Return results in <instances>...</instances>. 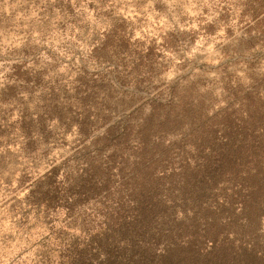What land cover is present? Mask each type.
Segmentation results:
<instances>
[{
	"label": "rangeland",
	"instance_id": "obj_1",
	"mask_svg": "<svg viewBox=\"0 0 264 264\" xmlns=\"http://www.w3.org/2000/svg\"><path fill=\"white\" fill-rule=\"evenodd\" d=\"M216 166L264 193V0H0V264H99Z\"/></svg>",
	"mask_w": 264,
	"mask_h": 264
},
{
	"label": "trees",
	"instance_id": "obj_2",
	"mask_svg": "<svg viewBox=\"0 0 264 264\" xmlns=\"http://www.w3.org/2000/svg\"><path fill=\"white\" fill-rule=\"evenodd\" d=\"M222 169L216 166L197 173L196 180L178 187L184 201H200L194 205L198 210L193 219L185 224L164 228L174 202L168 205L159 184L144 187L140 193L143 198L137 201L139 213L120 223V239L106 233L107 241L116 245L105 246L106 254L99 264H264V251L251 239L261 219L263 187L249 184L237 191L232 186L233 193L227 194L228 187L218 182ZM238 220L243 224L237 225ZM157 224L161 226L155 228ZM227 226L231 230H226Z\"/></svg>",
	"mask_w": 264,
	"mask_h": 264
}]
</instances>
